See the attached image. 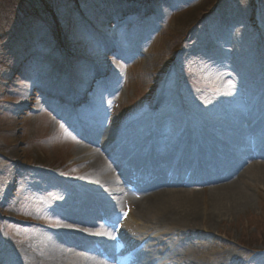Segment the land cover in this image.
I'll return each mask as SVG.
<instances>
[{"label": "rangeland", "instance_id": "obj_1", "mask_svg": "<svg viewBox=\"0 0 264 264\" xmlns=\"http://www.w3.org/2000/svg\"><path fill=\"white\" fill-rule=\"evenodd\" d=\"M206 1L0 0V264L39 260L48 234L60 233L64 218L55 200L84 173L76 163L82 137L101 142L102 134L116 138L133 128L140 143L133 154L143 146V162L110 153L129 182L143 184L167 175L173 157H165L180 144L176 160H192L201 135L234 160L250 152L254 132L244 144L231 137L241 120L264 132V0ZM153 141L160 156L141 178ZM190 166L182 178L195 176ZM243 187L251 196L246 209L191 226L202 246L194 247L196 256L264 264V181ZM86 194L113 216L109 203ZM121 228H106L104 237ZM82 245L93 243L83 238ZM78 251L97 257L95 248Z\"/></svg>", "mask_w": 264, "mask_h": 264}, {"label": "bare ground", "instance_id": "obj_2", "mask_svg": "<svg viewBox=\"0 0 264 264\" xmlns=\"http://www.w3.org/2000/svg\"><path fill=\"white\" fill-rule=\"evenodd\" d=\"M252 122L248 124L247 121L241 120L236 123L232 128L231 140L234 143L244 144L249 132H254L259 138L257 157L245 150L243 157L234 160L224 151L226 148H222L219 143L208 141L205 135H201V144H198L199 148L195 157L186 163H184L185 158L177 159L180 171L187 163L191 165L190 168H193V165L196 166L195 184H192V181L185 184L183 179L168 180L165 176L151 178L145 185L128 182L119 165L114 162L115 158L110 155V151L114 148L118 151L113 154L119 153L120 156L125 157L132 155L133 163L143 162L139 152L143 146L137 151L139 155L137 152L133 154L134 148L140 145L133 128L119 133L116 136L117 140L110 138L111 133L102 134L99 137V140L102 138L101 142L89 136L82 137L83 143L78 147L79 160L76 163L79 162L84 173L73 178L72 183L64 184L65 188H62L55 200L64 218L55 228V231L61 229L60 233L51 231L48 234L50 239L46 248L39 252V260L28 258L31 261L29 264H108L98 257L81 254L78 251V249L90 248L84 245L79 247L83 238L102 240V244H105L108 249L116 244L114 236L111 240L104 241V235L107 237L109 230L100 223L98 209L86 193L98 196L104 204H110L113 216H109V220L112 222L126 212L127 206L124 207V204L128 203L133 208L128 217L121 215L124 223L119 242L124 249H127L133 244L137 245L139 237L147 239L145 245L131 258L134 262L137 259L140 264H147L149 259L145 258V255L148 248L149 255L153 256L151 264H224L228 262V257L222 256L223 254L216 257L208 252L202 255L203 258L196 256L194 247L197 245L193 241L195 236H192L191 230L194 228L191 226L198 224L200 220H205L206 224L211 226L212 222L220 217L232 216L237 210L246 209L251 196L243 186L245 183L264 181V132L257 133L256 125ZM140 134L142 135V132ZM186 139L187 136L183 135L181 142H185ZM122 143L133 147L132 150L124 146L118 149ZM146 145L147 143L144 147ZM180 147L181 144L177 146V150L169 152L165 158L171 159L174 153L173 158L179 157ZM204 148L208 153L204 151ZM154 153L151 151L150 154L151 166L156 160ZM206 154L212 159L209 160ZM86 158L88 161L83 162L82 160ZM254 159L260 161L252 163L250 160ZM215 168L217 172H214ZM219 169L223 171L219 172ZM78 185H82L87 190L81 187L79 189ZM194 185H204L206 188L205 190L180 188ZM139 222H142V225ZM138 225L143 226V234L137 231L140 229ZM101 229L103 233L100 232ZM197 247L201 249L202 246Z\"/></svg>", "mask_w": 264, "mask_h": 264}, {"label": "trees", "instance_id": "obj_3", "mask_svg": "<svg viewBox=\"0 0 264 264\" xmlns=\"http://www.w3.org/2000/svg\"><path fill=\"white\" fill-rule=\"evenodd\" d=\"M207 1H209V0H207ZM207 1L204 2L202 5H205V6H206V5L208 4ZM210 3H211L210 5L213 6V5L215 4V1H211ZM207 6H208V5H207ZM207 6H206V7H207Z\"/></svg>", "mask_w": 264, "mask_h": 264}]
</instances>
